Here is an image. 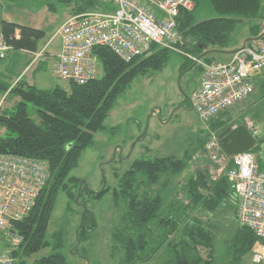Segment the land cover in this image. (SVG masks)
Segmentation results:
<instances>
[{"label": "trees", "instance_id": "16d2710c", "mask_svg": "<svg viewBox=\"0 0 264 264\" xmlns=\"http://www.w3.org/2000/svg\"><path fill=\"white\" fill-rule=\"evenodd\" d=\"M58 1L70 4L72 14L106 6L102 0ZM193 1L194 8L191 11L180 9L176 18L177 30L183 39L179 46L206 61L212 60L208 57L210 51H224L229 46L231 35L240 23L256 20L264 9V0H209L216 16L197 20L195 9L198 0ZM250 31V35L256 34L257 24L254 23ZM1 33L14 50L36 51L39 41L45 36L43 29L4 19H1ZM170 52V49L152 44L145 57L123 61L108 47L95 46L92 54L101 63L103 75L85 84L71 83L68 89L59 84L52 88H39L24 80H18L9 89V83L0 79V91L8 90L19 97L12 110L0 112V126L4 128V133L0 135V152L47 164V177L30 210L20 219L11 220V230L21 237L18 250L12 251L16 258L13 264H71L62 251L65 232L62 229L54 230L51 240L46 239L57 194L59 190H64L71 200L78 202L82 191H87L93 198H100L107 191V188H103L94 192L83 182L78 188L80 179L68 174L76 166L82 151L93 144L94 132L105 127L103 121L118 95L136 75L162 69ZM193 63L185 57L180 65L181 71ZM259 82L262 86L264 79ZM28 104L34 106L38 122L29 114ZM226 112L209 120L210 128L217 133V137L228 126L222 119ZM249 133L255 140L250 150L256 153L262 142ZM201 147V152L207 157L203 142ZM228 159L231 162L225 168L227 170L233 166L232 155L223 151H220L216 164L204 160L185 181L188 201L181 203L176 200L170 204H165L159 192L154 195L137 193L136 174L142 172L147 181L153 184L165 172H180L185 162L168 155L134 160L119 177L120 190L113 191L114 202L122 195L127 207L121 224L111 233L113 245L119 247L122 253L120 264L150 263L162 249L168 251V264H243V257L250 253L256 240L249 228L237 222L226 242V249L216 259L212 229L196 216H185L188 209L200 208L215 213L224 204L236 213L237 198L225 174L226 170L219 172L216 169ZM69 182L74 185L69 187ZM80 213L76 229L77 243L87 241L97 225L86 203L82 205ZM49 245L52 251L35 258L33 263L24 259ZM199 247L208 250L206 257L202 256Z\"/></svg>", "mask_w": 264, "mask_h": 264}, {"label": "rangeland", "instance_id": "374dc122", "mask_svg": "<svg viewBox=\"0 0 264 264\" xmlns=\"http://www.w3.org/2000/svg\"><path fill=\"white\" fill-rule=\"evenodd\" d=\"M70 14L72 6L58 0H0V19L45 31V36L39 41L40 45L49 41L56 28ZM214 16L216 13L209 0H198L195 9L196 19ZM257 20H245L240 23L232 33L227 48L242 44L250 36V27L254 23L257 24ZM58 39V37L52 39L49 49L56 47ZM11 51H7L6 54ZM210 52L208 57L212 60L220 58L217 52ZM185 57L171 51L162 69L136 75L118 95L113 108L103 121L105 127L94 132L93 144L82 151L76 166L68 174L69 177L80 179L78 188L83 182L94 192L103 188H107V191L100 198H93L87 191H82L77 202L75 199L71 200L66 191L59 190L48 223L46 239L51 240V233L62 229L65 232V246L62 251L71 264H120L122 253L119 247L113 245L111 233L121 224L127 207L122 195L116 203L114 202L113 191L120 190L119 177L134 160L168 155L185 162L180 172H165L153 184L147 181L142 172L136 174V192L140 195H154L159 192L164 197L165 204L176 200L186 203L188 200L184 185L187 177L196 172L204 160L217 163V159L211 160L207 158V153L205 157L201 152L202 142L204 148L206 141L217 133L211 130L209 120L202 122L197 117L185 99V95L199 79L200 67L191 58L186 57L194 63L188 65L185 71H181L180 64ZM8 60V57L0 59V66ZM36 62L37 60L33 64ZM95 68L96 76H102L103 68L98 59ZM31 72L23 71L22 75L24 73L29 75ZM34 84L40 88H52L59 84L68 89L69 86L57 78L50 62L43 69L36 71ZM256 87L254 94L244 102L245 104H235L227 110L222 119L228 125L226 128H235L243 123L246 129L248 128L247 130L262 142L259 147H263L264 97L259 96L263 95L264 88L258 85ZM246 105L247 108L244 109ZM243 109L244 113H241ZM28 112L38 122L32 104H28ZM68 185L71 187L74 184L69 182ZM84 203L93 212L97 225L87 241L77 243L76 229ZM235 214L226 204L220 206L215 213L200 208L185 211V216H196L212 229L216 259H219L220 254L226 249V242L238 225ZM0 242L1 250H10L11 245L6 237L1 236ZM199 250L202 256H207V249L199 247ZM51 251L49 245L24 259L33 263L35 258ZM250 256V253H247L243 257V264H250ZM168 258V251L162 249L147 264H168Z\"/></svg>", "mask_w": 264, "mask_h": 264}, {"label": "built area", "instance_id": "2783aa9c", "mask_svg": "<svg viewBox=\"0 0 264 264\" xmlns=\"http://www.w3.org/2000/svg\"><path fill=\"white\" fill-rule=\"evenodd\" d=\"M105 7L70 14L52 37L60 40L54 71L66 85L85 84L95 79V46H105L123 61L143 56L152 44L191 58L201 68L199 84L189 95V105L206 122L229 110L251 95L259 79H264V9L257 18V32L233 49L228 58L206 61L192 56L179 45L177 30L180 9L191 11L193 0H102ZM18 32H16L17 35ZM47 43V44H48ZM12 46L1 33L0 59ZM45 47L31 51L27 69L42 55ZM205 151L211 160L220 153L217 135L210 137ZM233 166L226 176L237 198L236 220L256 236L250 251L254 264H264V170L251 150L232 155ZM47 177V164L33 158L0 152V240L9 241L10 250H1L0 264H13L21 237L14 233L11 220L23 217L33 205ZM1 243V242H0Z\"/></svg>", "mask_w": 264, "mask_h": 264}, {"label": "crops", "instance_id": "0c3cea01", "mask_svg": "<svg viewBox=\"0 0 264 264\" xmlns=\"http://www.w3.org/2000/svg\"><path fill=\"white\" fill-rule=\"evenodd\" d=\"M47 43H48V41H46L42 45H40L38 43L37 50L45 47L44 55H42L41 57H39L37 59V62L35 64L31 65L28 69H27V66L29 65V62H30V60L32 58V54L30 53L31 51L25 50V49H20V50L11 49L12 51L9 54H6L5 55L4 59L8 57L9 60L6 63H4L3 65L0 66V79H2L3 81L9 83V85H10L9 86V89H10L11 86L15 85V83L18 80H24L28 84L35 85L34 84V75H35L36 71H38V70L43 69L44 67H46L47 64H48V62L51 63L52 70L54 72V62L56 60V54H57V52L60 49V40L59 39L57 40L56 47H54L53 49H49V46L52 43V41L50 43H48V44ZM236 47H238V46H236ZM236 47H233L231 49L225 48L224 51L212 50L210 53L217 52L218 53V56L220 58H216V59L224 60V59L228 58L230 52L233 49H235ZM13 51H15V52H13ZM28 70H31L32 71L29 75H26V73H24L22 75L23 71L27 72ZM200 76H201V68L199 67V79H198V81H196L192 85V87H191L190 91L188 92V94L185 95V99L188 101V104H189V95H190L191 91L199 84ZM259 80H261V79H259ZM259 80L257 81L256 86L258 85L259 87L264 88V84L262 86H260ZM256 88L257 87H255V90H256ZM255 90H254V92H255ZM254 92L251 95H249L246 99H244L242 102H240V103L247 102V100L254 94ZM259 97H261V98L264 97V92H263V95H261ZM18 100H19V97L17 95L13 94V93H10L8 90H6V91H0V112L1 111L2 112L3 111H8L9 112L10 110L13 109L14 104ZM189 107H190V105H189ZM246 108H247V105L245 106L244 109H246ZM244 109L241 111V113H244ZM190 128H191V125H190ZM3 133H4V128L0 126V135L3 134ZM191 141H190V144H192ZM220 151H223V150H220ZM256 154H257L258 167H259L260 170H264V146L263 147H259L258 150H257V152H256ZM230 162H231V160L228 159L225 162V164H223L221 166L218 165V167H216V169L219 172H222V170L224 172L225 171V168L228 166V164ZM0 248H1V246H0ZM250 264H254L252 262V260H251V256H250Z\"/></svg>", "mask_w": 264, "mask_h": 264}, {"label": "water", "instance_id": "95a60500", "mask_svg": "<svg viewBox=\"0 0 264 264\" xmlns=\"http://www.w3.org/2000/svg\"><path fill=\"white\" fill-rule=\"evenodd\" d=\"M218 139L221 149L228 155L250 150L255 145L253 136L243 125L222 130L218 134Z\"/></svg>", "mask_w": 264, "mask_h": 264}, {"label": "flooded vegetation", "instance_id": "af4514ba", "mask_svg": "<svg viewBox=\"0 0 264 264\" xmlns=\"http://www.w3.org/2000/svg\"><path fill=\"white\" fill-rule=\"evenodd\" d=\"M231 129H233V128H231Z\"/></svg>", "mask_w": 264, "mask_h": 264}]
</instances>
